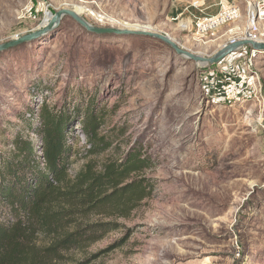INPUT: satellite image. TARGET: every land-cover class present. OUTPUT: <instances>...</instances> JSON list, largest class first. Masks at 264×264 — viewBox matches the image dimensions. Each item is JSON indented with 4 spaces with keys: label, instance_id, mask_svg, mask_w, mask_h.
I'll return each mask as SVG.
<instances>
[{
    "label": "rangeland",
    "instance_id": "374dc122",
    "mask_svg": "<svg viewBox=\"0 0 264 264\" xmlns=\"http://www.w3.org/2000/svg\"><path fill=\"white\" fill-rule=\"evenodd\" d=\"M233 4L241 9L237 19L201 32L203 23ZM244 5L243 0H0V45L69 10L80 11L96 28L144 27L138 30L208 60L231 37L230 29L241 36ZM247 48L216 64L195 62L161 40L94 34L66 16L44 38L0 53L3 156L17 136L41 153L37 131L46 106L68 117L70 177L91 161L121 158L135 146L152 161L144 172L153 187L150 199L126 219L90 217L118 229L64 253L60 264H264V52L247 70ZM243 71L258 83L241 104L229 105L220 84ZM90 107L103 113L100 133L112 145L97 156L87 153L78 125Z\"/></svg>",
    "mask_w": 264,
    "mask_h": 264
},
{
    "label": "trees",
    "instance_id": "16d2710c",
    "mask_svg": "<svg viewBox=\"0 0 264 264\" xmlns=\"http://www.w3.org/2000/svg\"><path fill=\"white\" fill-rule=\"evenodd\" d=\"M102 117L90 107L78 121L89 156L112 146L100 133ZM68 123L62 111L45 106L37 131L41 153L19 136L7 155L0 153V264H60L64 253L118 229L116 223L90 217L126 219L152 196L144 177L152 161L137 146L118 159L91 161L70 177Z\"/></svg>",
    "mask_w": 264,
    "mask_h": 264
},
{
    "label": "built area",
    "instance_id": "2783aa9c",
    "mask_svg": "<svg viewBox=\"0 0 264 264\" xmlns=\"http://www.w3.org/2000/svg\"><path fill=\"white\" fill-rule=\"evenodd\" d=\"M243 1L245 4L244 13L247 17L246 27L240 37H237L233 29H230L228 36L231 37L228 38L223 48L241 40L264 43V0ZM240 13L241 9L236 4L223 7L217 16L200 26L202 29L200 31L203 32L206 29L217 28L218 26L234 21L239 17ZM260 53L249 47L247 48V52L244 54L245 69L248 70L252 67V64ZM257 83L258 81L255 76L249 75L245 71L233 76L224 77V80L220 84L221 98L229 105H239L244 101L249 89L255 87Z\"/></svg>",
    "mask_w": 264,
    "mask_h": 264
},
{
    "label": "water",
    "instance_id": "95a60500",
    "mask_svg": "<svg viewBox=\"0 0 264 264\" xmlns=\"http://www.w3.org/2000/svg\"><path fill=\"white\" fill-rule=\"evenodd\" d=\"M71 17L75 22H77L80 26H82L85 30L88 32L94 33V34H116L119 36L124 37H130V36H141V37H150L155 38L158 40H161L162 42L166 43L170 47H172L177 54L185 55L190 60H193L195 62H208L210 64H216L220 62L222 59L230 55L231 53L239 50L240 48L247 46L251 48L252 50L258 51V52H264V43H256L250 40H241L236 43H233L231 45H228L224 48H222L220 51L216 53V55L212 59L205 60L200 57H196L194 55H191L187 52L182 51L175 45L173 41L170 39L163 37L161 35H158L156 33H151L148 31H139V30H129V29H102V28H96L90 26L85 20H83L79 15H77L73 11L69 10H61L56 12L50 19V21L39 27V29L33 31L32 33L26 34L20 38L11 40L9 42L3 43L0 45V53L7 52L10 49H13L21 44L30 43L37 41L39 39L44 38L45 36L49 35L51 32H53L60 24L61 20L64 17Z\"/></svg>",
    "mask_w": 264,
    "mask_h": 264
},
{
    "label": "bare ground",
    "instance_id": "6f19581e",
    "mask_svg": "<svg viewBox=\"0 0 264 264\" xmlns=\"http://www.w3.org/2000/svg\"><path fill=\"white\" fill-rule=\"evenodd\" d=\"M79 10H83V7L82 8H80ZM77 15H80V11H78V12H75ZM50 19H51V15H49L45 20H44V23L45 24H47L49 21H50ZM43 23V25H45ZM126 27H132V28H135L134 30H138V29H142V28H144V27H140V26H131V25H125ZM145 29H147V28H145Z\"/></svg>",
    "mask_w": 264,
    "mask_h": 264
}]
</instances>
